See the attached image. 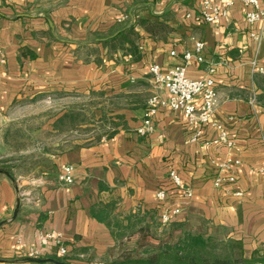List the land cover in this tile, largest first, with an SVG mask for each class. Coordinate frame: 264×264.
I'll use <instances>...</instances> for the list:
<instances>
[{"label":"crops","instance_id":"1","mask_svg":"<svg viewBox=\"0 0 264 264\" xmlns=\"http://www.w3.org/2000/svg\"><path fill=\"white\" fill-rule=\"evenodd\" d=\"M202 2L0 0V52L5 58L0 64V139L7 145L13 126L36 120L40 112L47 116L40 124L44 140H32L35 149L26 157L30 168L16 184L0 177V258H28L33 249L38 258L59 255L58 246L44 235L61 234L72 264L108 263L143 239L138 231L117 238L109 221L127 226L137 216V229L156 221L162 231L161 214L170 208L181 213L173 217L168 237L197 230L206 237L240 241L246 258L264 255V73L252 64L264 68V26L246 21L249 7L239 0L219 22L205 23L199 20ZM260 2L264 9V0ZM133 22L137 56L127 46L113 49L94 41ZM260 32L257 41L251 34ZM198 42L204 43V61L193 58L188 76L201 79L215 67V120L234 140L233 153L241 161L234 171L236 182L223 188H216L214 179L229 150L223 143L207 144L218 137L215 127L207 126L191 141L195 130L183 114L164 107L153 133L137 132L156 92L150 67L181 64ZM73 96L93 100L95 123L106 119L104 127L116 133L83 142L79 136L66 139L86 124L59 130L58 119L84 112L85 105L78 102L54 114L50 103ZM58 132L71 133L58 137ZM63 165L74 167L72 184L59 181ZM172 170L182 187L173 185ZM161 189L167 191L162 201L157 198ZM186 190H192L191 198ZM99 210L109 218L96 217Z\"/></svg>","mask_w":264,"mask_h":264},{"label":"built area","instance_id":"2","mask_svg":"<svg viewBox=\"0 0 264 264\" xmlns=\"http://www.w3.org/2000/svg\"><path fill=\"white\" fill-rule=\"evenodd\" d=\"M236 0H228L224 4H219L215 0H203L199 8V20L205 23H217L221 18L226 17L229 9L235 4ZM245 6L249 7L246 13V21L250 24L261 22L264 26V9L261 6L260 0H239ZM188 17L191 14L187 15ZM128 16H125L127 18ZM123 18V19H125ZM257 40H262V32L259 34H251ZM204 43L198 42L195 52H185L183 55V62L177 66L169 69H163L160 65L154 64L150 67L151 81L153 88L156 91L147 101L146 109L142 125L137 129L140 134H151L155 130V117L159 110L164 107H170L174 110L180 111L185 117L187 123L194 128V134L191 141H197L203 134L207 126H213L218 130V137L207 142V144L223 143L228 148V153L223 162L219 164L220 174L214 179V186L216 188H223L228 184L236 182L235 169L241 164L239 158L233 153L234 140L228 135L224 125L215 120V114L219 107V94L217 88V81L215 78V67H210L208 75L201 79H193L188 76L187 68L190 61L196 58L198 62H203L202 50ZM176 52L173 51L172 55ZM5 62L3 54L0 52V64ZM253 66L255 70L264 73V68L257 66L254 61ZM163 94H167L164 97ZM254 96L252 102H256ZM75 174L72 165H63L59 175V181L63 185H69L74 182ZM170 179L174 186L182 187L183 182L179 174L172 170L170 172ZM229 191V190H226ZM237 196L242 195L241 192L234 193ZM186 198L193 196L192 190L185 191ZM167 191L161 189L157 192L159 200H165ZM181 213L180 208H170L161 214V223L163 226L168 225L174 216ZM1 222V217H0ZM44 238L52 239L55 245L58 246L59 256H66L67 249L64 244L63 236L61 234H46ZM39 252L31 250L30 257H37ZM105 264V263H100Z\"/></svg>","mask_w":264,"mask_h":264},{"label":"trees","instance_id":"3","mask_svg":"<svg viewBox=\"0 0 264 264\" xmlns=\"http://www.w3.org/2000/svg\"><path fill=\"white\" fill-rule=\"evenodd\" d=\"M136 22L122 26L116 30L113 34L106 37L94 38L97 43L101 42L105 46H110L113 49L129 48L130 52L137 56V37L138 34L135 31ZM126 47V48H127ZM260 101V98H258ZM93 104V103H92ZM85 112V111H84ZM83 113H77L71 111L66 113L64 116L58 119L57 127L59 130L70 129L77 130V125L82 120H79V115ZM95 120L94 111L92 110V116ZM96 122V120H95ZM84 123V122H83ZM100 127L107 125L108 121L103 119L99 122ZM98 126V124H97ZM64 129V130H65ZM107 133L108 137L116 133V130L106 131L105 133L97 136L99 139ZM10 168V167H9ZM7 169V170H4ZM0 169L2 171H8L11 177H14L12 168ZM94 215L99 219L102 217L109 218V213L106 210L94 211ZM135 218L134 224L124 226L118 221L112 223L109 221V226H114L117 229L115 236L123 237L124 235L132 234L136 231L143 234V239L149 240L142 243L139 240L137 246L134 248H126L120 253L116 260L105 264H264V257L260 255H254L252 258H246L243 252V244L240 241L234 239L219 240L212 237H206L204 233L200 231L187 230L184 231L180 236L168 237L167 234L172 228V222L166 226H162L163 230L160 231V225L153 221L149 224V227L136 228L137 222L141 219ZM44 259H52L42 262H29L27 258H11L2 259L0 258L1 264H72L67 256L49 255L42 257Z\"/></svg>","mask_w":264,"mask_h":264},{"label":"rangeland","instance_id":"4","mask_svg":"<svg viewBox=\"0 0 264 264\" xmlns=\"http://www.w3.org/2000/svg\"><path fill=\"white\" fill-rule=\"evenodd\" d=\"M97 101L98 100L96 99L95 102ZM78 102L79 104L84 103L85 105V108L83 107L85 112L79 115V120H82L86 125L85 127H82L77 133L67 137L66 139L72 140V138L79 136L77 139L82 140L81 142H83V140L85 141V139H88L89 137L96 138L97 136L105 133L107 131L106 127H100L99 124L97 126L95 120L91 117L93 100H90L89 97L85 98V101H83V99H78L77 97L73 96L65 100H56L53 102V104L51 102L50 106H53L52 111H54L53 113L55 114L59 110H63V108L66 106H70L71 108L78 106ZM49 112L50 111L47 112L48 115H50ZM42 115H44L43 112H40L36 120L30 122L20 121L19 124L21 126H13L12 132L8 135L9 142L7 145L3 144L2 138L0 139V169L3 170L4 167L8 169L12 168L11 170L15 179L13 177L12 178L16 180L15 184L17 183V180H20V178H18L19 174L28 170L31 166V161L26 157L29 156V152H33L35 149V143H33L32 140H34L36 137L43 138L44 140L46 136V131L41 128L40 124H43L44 118L47 116ZM69 133L71 132H66V134H61L58 132L56 134L58 137H60L61 135H68ZM0 177H5L10 180V178L3 173L0 174ZM142 242L145 243L147 241L143 240ZM262 257H264V255Z\"/></svg>","mask_w":264,"mask_h":264},{"label":"water","instance_id":"5","mask_svg":"<svg viewBox=\"0 0 264 264\" xmlns=\"http://www.w3.org/2000/svg\"><path fill=\"white\" fill-rule=\"evenodd\" d=\"M3 173L5 174L6 176H8L11 180H13V178L11 177L10 173L8 171H2L0 170V174ZM20 200L18 199L17 200V205H16V209L14 211V214H13V218H16L17 217V214H18V211H19V208H20ZM4 224V222H0V227ZM27 260L29 262H42V261H48V260H52V259H44V258H38V257H28Z\"/></svg>","mask_w":264,"mask_h":264}]
</instances>
